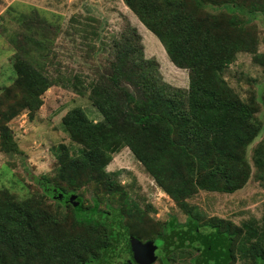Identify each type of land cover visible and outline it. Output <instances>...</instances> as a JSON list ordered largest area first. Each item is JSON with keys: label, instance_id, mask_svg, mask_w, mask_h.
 <instances>
[{"label": "trees", "instance_id": "1", "mask_svg": "<svg viewBox=\"0 0 264 264\" xmlns=\"http://www.w3.org/2000/svg\"><path fill=\"white\" fill-rule=\"evenodd\" d=\"M123 2L156 36L169 61L188 71V86L175 87L162 79L157 61L143 56L136 27L127 24L110 40L109 57L93 77L66 78L76 93L87 95L100 119H90L79 106L61 117L62 129L83 146L74 157L57 155V175L72 188L80 186L127 147L187 219L180 224L172 217L153 228L150 222L141 225L138 211L126 229L121 213L113 207L97 208L100 202L92 207L81 198L75 205L67 202L70 213L59 218L51 204L18 200L0 190V264H119L109 256L119 252L126 232L140 241H155L165 254L193 245L201 254L190 264H229L236 255L264 264V214L259 224L237 226L222 219L200 220L186 204L199 190L231 193L251 176L247 149L260 134L261 123L256 107L228 86L222 72L238 52H253V19L260 16L264 21V0ZM33 19L43 22L34 15L30 24ZM87 32L91 36L85 33L82 44L92 48L89 40L98 34L94 29ZM254 59L264 65L262 56ZM12 67L11 84L19 97L0 108V150L8 153L19 151L8 121L22 110L32 118L43 92L57 82L19 53ZM253 162L264 175V144L254 149ZM37 182L49 183L45 176ZM58 191L69 192L62 186ZM125 196L119 201L131 214L135 203Z\"/></svg>", "mask_w": 264, "mask_h": 264}, {"label": "rangeland", "instance_id": "2", "mask_svg": "<svg viewBox=\"0 0 264 264\" xmlns=\"http://www.w3.org/2000/svg\"><path fill=\"white\" fill-rule=\"evenodd\" d=\"M209 11L218 9L209 8ZM34 15L43 22L33 19L30 24L28 20ZM127 24L136 27L143 56L157 61L162 79L172 86L187 88L188 71L169 61L156 36L123 0H0V108L13 104L19 97L11 84L15 78L12 61L16 53L57 78L41 95L42 104L32 118L22 110L8 121L12 140L19 151L9 154L0 150V190L8 191L18 200L40 199L51 204L53 211L58 210L59 218L70 213L67 202L75 205L81 198L86 206L100 202L97 208H116L121 213V226L126 229L138 211L144 221L141 225L150 222L153 228L164 225L172 217L176 223L185 222L186 214L155 183L127 147L114 153L102 172L95 173L90 182L72 188L57 175V155L66 153L74 157L83 146L62 129L61 117L70 108L79 106L90 119H100L87 95L76 93L66 78L93 77L96 68L109 57L110 40ZM253 25L256 38L253 52H238L222 72L228 86L242 100L256 107V118L261 123L260 134L247 149L252 173L241 188L231 193L199 190L187 199L188 208L203 221L222 219L240 226L242 223L259 224L263 218V168L254 164L253 157L254 149L264 144V65L254 59L259 55L264 58V21L260 16L255 17ZM91 29L98 35L89 40L93 46L89 48L88 43L82 44V39L85 33L91 36L87 32ZM6 86L10 91H4ZM41 176L47 177V186L37 182ZM60 186L69 192L61 193ZM72 193L76 195L74 198L69 197ZM122 194L135 203L133 212L129 211L131 214L124 211L119 201ZM106 200L109 205H105ZM187 250L185 247L165 254L159 246L155 260L148 264H190V257L197 256L198 252ZM229 264H251V261L236 255Z\"/></svg>", "mask_w": 264, "mask_h": 264}, {"label": "water", "instance_id": "3", "mask_svg": "<svg viewBox=\"0 0 264 264\" xmlns=\"http://www.w3.org/2000/svg\"><path fill=\"white\" fill-rule=\"evenodd\" d=\"M75 194H70L69 197L74 198ZM121 241H124L123 249L128 250L129 259L133 262L140 264H148L155 260V249L156 244L153 243L152 240H147L144 242L139 241L133 236H129L127 234H123L121 237ZM121 247V243L119 244ZM119 247V252L122 253V250Z\"/></svg>", "mask_w": 264, "mask_h": 264}, {"label": "flooded vegetation", "instance_id": "4", "mask_svg": "<svg viewBox=\"0 0 264 264\" xmlns=\"http://www.w3.org/2000/svg\"><path fill=\"white\" fill-rule=\"evenodd\" d=\"M124 232V231H123ZM124 234V233H123ZM126 234L127 235H129V236H131L128 232H126ZM147 240H149V239H147ZM147 240H144V241H147ZM144 241H142V242H144ZM153 241V240H152ZM121 243V249H123V248H125L124 247V241H121L120 242ZM119 243V244H120ZM153 243H155V241H153ZM118 244V245H119ZM156 244V249H155V255H158V254H156V251H157V248H159V245H158V243H155ZM190 248L191 249H193V251H197L198 252V255H200L201 254V252L199 251V250H197L193 245H191L189 248H188V250L189 251H191L190 250ZM110 259H111V261L113 260H115V261H117L119 264H140V263H136V262H133V261H131L130 259H129V253H128V250H126V249H123L122 250V253H117V252H110ZM193 257L194 256H192V257H190V261H192V259H193ZM113 264H116V263H113Z\"/></svg>", "mask_w": 264, "mask_h": 264}]
</instances>
